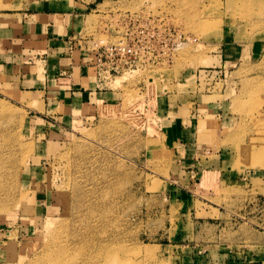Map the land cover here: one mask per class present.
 I'll use <instances>...</instances> for the list:
<instances>
[{
    "label": "rangeland",
    "instance_id": "obj_1",
    "mask_svg": "<svg viewBox=\"0 0 264 264\" xmlns=\"http://www.w3.org/2000/svg\"><path fill=\"white\" fill-rule=\"evenodd\" d=\"M40 9L141 58L65 107L0 72V264H264V0H0ZM142 22L168 27V60L142 61ZM175 117L194 159L164 139Z\"/></svg>",
    "mask_w": 264,
    "mask_h": 264
},
{
    "label": "crops",
    "instance_id": "obj_2",
    "mask_svg": "<svg viewBox=\"0 0 264 264\" xmlns=\"http://www.w3.org/2000/svg\"><path fill=\"white\" fill-rule=\"evenodd\" d=\"M52 10H18L0 17L6 24L0 31V72L8 88L26 89L18 92L19 98L35 94L64 107L110 96L108 89L112 88L103 85L95 72L94 52L84 48L72 33L75 16ZM58 18L65 21L59 23ZM226 54L224 62L230 60ZM168 116L164 114L167 120ZM166 126L164 139L176 152L181 149L194 159L203 151L182 118L175 117Z\"/></svg>",
    "mask_w": 264,
    "mask_h": 264
},
{
    "label": "built area",
    "instance_id": "obj_3",
    "mask_svg": "<svg viewBox=\"0 0 264 264\" xmlns=\"http://www.w3.org/2000/svg\"><path fill=\"white\" fill-rule=\"evenodd\" d=\"M142 23L147 24L146 27L143 26V24H142L143 27H141L143 29L146 28V34H147L146 40L143 41L144 44H142L141 46V50H146L147 53L146 56H144V58L142 57V61L153 62L154 60L156 59L158 60L159 58L168 60L170 56L168 53H166V49L162 50L159 48V47L166 48L168 46V39L164 38L163 36V32L168 27L165 26L163 27L162 30H160L159 27L153 24H151L150 27L148 25V22H142ZM138 41H139L138 39H133L130 41L120 39L115 44L97 48V50L94 51L95 54L94 67H95V72L99 77V80H101V78L107 79L108 77L113 76V74H116L123 64L141 58L139 57V55H137V49L139 50V47L137 48L136 43ZM157 48H159L158 49L159 51L161 52L163 51V54L159 57L156 56L154 58L155 55L152 53V51H154ZM148 51H151V53H148ZM103 73L106 76L103 75Z\"/></svg>",
    "mask_w": 264,
    "mask_h": 264
}]
</instances>
